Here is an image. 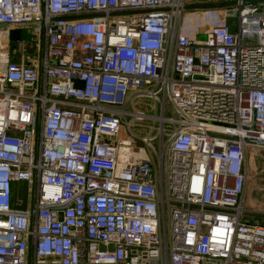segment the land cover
<instances>
[{"label":"built area","instance_id":"1","mask_svg":"<svg viewBox=\"0 0 264 264\" xmlns=\"http://www.w3.org/2000/svg\"><path fill=\"white\" fill-rule=\"evenodd\" d=\"M237 1L194 31L201 0H0L29 33L0 27V264H264V2Z\"/></svg>","mask_w":264,"mask_h":264},{"label":"rangeland","instance_id":"2","mask_svg":"<svg viewBox=\"0 0 264 264\" xmlns=\"http://www.w3.org/2000/svg\"><path fill=\"white\" fill-rule=\"evenodd\" d=\"M201 1L209 2V0ZM222 11L223 10L221 8L206 9L203 11H191L190 9H186L185 19L189 21V26L192 30L203 31L210 28L217 22L218 17H221ZM229 26L231 30L235 29V27L232 26L231 20H229ZM16 30L17 31L13 34V38L16 35L29 37L26 27H20ZM143 101L150 102V100ZM152 112L156 113V110H152ZM153 122V120L139 121L138 123L140 125H138L134 130L138 134H147L149 132V125L147 124H152ZM124 135L128 134L125 132ZM247 161L249 178L245 193L244 206L249 213L254 214V216L248 215L250 220L264 223V149L248 147ZM31 192L30 184L28 182H17L15 186V195L16 197L22 199L19 200V203H22V206L30 203Z\"/></svg>","mask_w":264,"mask_h":264},{"label":"water","instance_id":"3","mask_svg":"<svg viewBox=\"0 0 264 264\" xmlns=\"http://www.w3.org/2000/svg\"><path fill=\"white\" fill-rule=\"evenodd\" d=\"M258 2H264V0H244L243 3L245 5H249V4H256ZM238 1L237 0H225V1H219V2H197V3H192V4H188L186 5V9H215V8H223V7H227V6H232L237 4ZM197 37L199 39H205L206 38V34L205 33H199L197 34ZM28 52H33V48L28 47L27 48Z\"/></svg>","mask_w":264,"mask_h":264},{"label":"crops","instance_id":"4","mask_svg":"<svg viewBox=\"0 0 264 264\" xmlns=\"http://www.w3.org/2000/svg\"><path fill=\"white\" fill-rule=\"evenodd\" d=\"M0 27L11 29L12 39H15V38L18 37V35H16V36L13 38V34H14V32H16L17 30H16V29L12 30V27H11V26H9V25H5V26H0ZM259 156H260V155H259ZM259 156H258V157H259ZM247 170H248V161H247ZM16 184H17V183H14V198H13V205H14L15 207H17V208H26L28 205L22 206V203H19V200H22V199L16 197V195H15V186H16Z\"/></svg>","mask_w":264,"mask_h":264}]
</instances>
